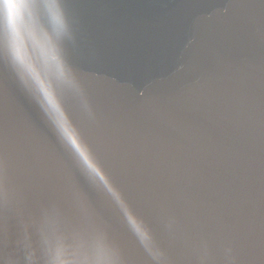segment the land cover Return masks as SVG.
Masks as SVG:
<instances>
[{
  "label": "water",
  "instance_id": "water-1",
  "mask_svg": "<svg viewBox=\"0 0 264 264\" xmlns=\"http://www.w3.org/2000/svg\"><path fill=\"white\" fill-rule=\"evenodd\" d=\"M62 2L96 178L4 53L0 264L46 215L118 264H264V0Z\"/></svg>",
  "mask_w": 264,
  "mask_h": 264
},
{
  "label": "clouds",
  "instance_id": "clouds-1",
  "mask_svg": "<svg viewBox=\"0 0 264 264\" xmlns=\"http://www.w3.org/2000/svg\"><path fill=\"white\" fill-rule=\"evenodd\" d=\"M68 29L62 0H0V44L4 53L60 140L84 170L96 178L91 154L85 156L73 139H78L80 132L65 103L67 97L79 92L64 57ZM36 227L38 245L28 238L23 246L28 264H118L102 239L96 237L89 242L79 234L62 230L58 216L46 215ZM141 227L147 232L144 225ZM4 259L5 264H20L12 254Z\"/></svg>",
  "mask_w": 264,
  "mask_h": 264
},
{
  "label": "snow or ice",
  "instance_id": "snow-or-ice-1",
  "mask_svg": "<svg viewBox=\"0 0 264 264\" xmlns=\"http://www.w3.org/2000/svg\"><path fill=\"white\" fill-rule=\"evenodd\" d=\"M3 54H4V49H3V45L0 44V59L3 58Z\"/></svg>",
  "mask_w": 264,
  "mask_h": 264
}]
</instances>
